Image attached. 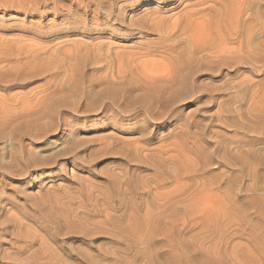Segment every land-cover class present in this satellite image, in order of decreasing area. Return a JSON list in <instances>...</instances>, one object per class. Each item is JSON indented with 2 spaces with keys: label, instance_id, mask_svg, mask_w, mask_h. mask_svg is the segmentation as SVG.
<instances>
[{
  "label": "rangeland",
  "instance_id": "obj_1",
  "mask_svg": "<svg viewBox=\"0 0 264 264\" xmlns=\"http://www.w3.org/2000/svg\"><path fill=\"white\" fill-rule=\"evenodd\" d=\"M26 1L0 0V264L263 255L264 0L199 42L219 0Z\"/></svg>",
  "mask_w": 264,
  "mask_h": 264
},
{
  "label": "bare ground",
  "instance_id": "obj_2",
  "mask_svg": "<svg viewBox=\"0 0 264 264\" xmlns=\"http://www.w3.org/2000/svg\"><path fill=\"white\" fill-rule=\"evenodd\" d=\"M28 1V0H27ZM26 1V2H27ZM100 2H102L103 3V5L104 6H108V0H99ZM220 1V4H222L221 6V13H220V11H219V14H217V15H219V16H217L216 15V17H210V18H204L202 15H201V12L198 10V9H194V8H192L191 10V12H187L186 13V21H185V25L183 26V32H188L189 34V36L190 37H192L195 41H197V42H199L200 40L202 41V39H203V37L205 36V33H207V31L208 30H210L211 31V29H217V28H219V26L221 25V24H226L227 25V23L230 25V26H228L230 29H232V30H234L233 29V18L234 17H238L239 18V16H240V14H241V12H238V9H240V7L239 8H237V10H236V8L234 7L233 9H232V5H231V2L229 1V0H219ZM232 1V0H231ZM110 2V1H109ZM238 2H240V1H238ZM20 3H23V2H21V0H20ZM93 3H94V1H93ZM97 3V2H96ZM101 3V4H102ZM196 3V2H195ZM25 4V3H24ZM111 4V3H110ZM109 4V5H110ZM239 5V4H238ZM244 5V4H243ZM251 5V4H250ZM32 6V5H31ZM103 6V7H104ZM112 6V5H111ZM236 6V5H235ZM30 7V6H29ZM110 7V6H109ZM23 8V7H22ZM36 9V8H35ZM237 11H235V10ZM201 10V9H200ZM35 11V10H34ZM242 11V10H241ZM121 13V12H120ZM210 15H212V14H210ZM120 17V16H119ZM147 17H149V16H147ZM146 19V18H145ZM148 19L150 20V18H147L146 19V22L148 21ZM152 19V18H151ZM141 20H143V18H141ZM180 20V19H179ZM140 22V21H139ZM143 22H145L144 20H143ZM149 22V21H148ZM177 22H178V20L177 21H174L173 23H171L170 24V26H169V29H171V30H175L176 28H179L180 27V25H178L177 24ZM150 23V22H149ZM148 24V23H147ZM146 26V25H145ZM222 26V25H221ZM237 27V28H236ZM228 28V29H229ZM234 28H236L237 30H238V26H236L235 25V27ZM213 29V30H214ZM215 29V30H216ZM226 29H227V26H226ZM225 29V30H226ZM235 29V30H236ZM220 30V29H219ZM237 30H236V32H237ZM229 31V30H228ZM231 31V30H230ZM231 32H233V31H231ZM218 34V33H217ZM169 36V35H168ZM208 36V35H207ZM165 37V36H164ZM206 37V36H205ZM206 39V38H205ZM216 39V38H215ZM249 41V40H248ZM39 47H41V46H39ZM45 48V47H44ZM170 48V47H169ZM2 50V49H1ZM66 50V49H65ZM4 51V50H3ZM31 52V51H30ZM60 55V54H59ZM5 56V55H4ZM146 56V55H145ZM140 59V58H139ZM179 59V58H178ZM52 60V59H51ZM176 60V59H175ZM159 61V60H158ZM178 61V60H177ZM129 62V61H128ZM26 63V62H25ZM39 63V62H38ZM147 63V62H146ZM130 65V64H129ZM176 65V64H175ZM46 66V65H45ZM178 67H179V65H178ZM118 69V68H117ZM120 69V68H119ZM152 70V69H151ZM123 73H126V72H123ZM70 74V73H69ZM120 76V75H119ZM160 76V75H159ZM29 77V76H28ZM150 77V76H149ZM184 76H180V77H178V79H175L176 81V83H182V82H184V78H183ZM71 78V77H70ZM172 78V77H171ZM170 80H172V79H170ZM154 81H156V80H154ZM152 82V81H151ZM160 82V81H159ZM174 82V83H175ZM160 85V84H159ZM175 85V84H174ZM173 85V86H174ZM168 86H170V84L168 85ZM178 86V85H177ZM165 87V86H164ZM164 87L162 88V89H164ZM172 87V86H171ZM169 88V87H168ZM41 107H42V105H40ZM45 106V105H44ZM27 108V107H26ZM36 110V109H35ZM30 112V111H29ZM34 113V112H33ZM36 113V112H35ZM32 114V113H31ZM37 115V114H36ZM27 116H28V114H27ZM33 116V115H32ZM15 117V116H14ZM17 117V116H16ZM22 119V118H21ZM13 120V119H12ZM47 121V120H46ZM49 123V122H48ZM41 124V123H40ZM4 126V125H3ZM5 127V126H4ZM42 127H44V126H42ZM43 130H44V128H42ZM47 129V128H46ZM52 132V131H51ZM37 136V135H36ZM37 138V137H36ZM77 146V145H76ZM70 149H71V147H69ZM68 148V149H69ZM70 152V151H69ZM15 155V154H14ZM13 158V157H12ZM38 158V157H37ZM15 160V159H14ZM31 161V160H30ZM50 161V160H49ZM29 162V161H28ZM40 162H41V160H40ZM26 173V172H25ZM214 215V214H213ZM210 216V215H209ZM7 219V218H6ZM134 223V222H133ZM134 227V226H133ZM136 227V226H135ZM138 228V227H137ZM137 230V229H136ZM150 231H148V235H150L151 233H152V229H149ZM127 231H130V232H132V235L134 236V232H135V230L133 229V228H131L130 230H127ZM121 233H123V231H120ZM126 232V231H125ZM138 233V232H137ZM154 233V232H153ZM124 234H127L128 235V233H123L122 235H124ZM150 236H153V235H150ZM150 236H149V240L151 241V238H150ZM140 237H141V235H140ZM148 239V238H147ZM133 240V239H132ZM154 240V239H153ZM134 241V240H133ZM146 242V241H145ZM149 242V241H148ZM152 243V242H151ZM162 246V245H161ZM177 246V245H176ZM184 247V246H183ZM201 247V246H200ZM160 248L158 247V245H156V247H155V249H153V250H151V251H148V249H147V252H144L143 253V255L145 256V257H147L148 259H149V261H150V263H152V264H190V262L189 261H184V258H183V256H180V258L178 259L179 260V262H177V260H175L174 258H173V256L171 255V254H166V252L163 254V256H162V259L160 258H158L157 256H159L160 254L159 253H161V250H159ZM181 249V248H180ZM160 251V252H159ZM262 251H263V249H262ZM137 252H138V250H137ZM176 252V251H175ZM261 252V251H260ZM260 252H254L253 251V253L251 252V255H252V262H249L248 264H264V261L263 262H261V261H259L260 259H262V258H260V259H258V255H259V253ZM200 253H201V251H200ZM200 253H199V255H200ZM263 253H264V251H263ZM263 253H261V254H263ZM48 254V253H47ZM138 254V253H137ZM181 254H182V252H181ZM184 254V253H183ZM197 254V253H196ZM202 254V253H201ZM198 255V256H199ZM50 256V255H49ZM133 256H135V257H133L132 259H137V255H133ZM184 256H185V254H184ZM260 256H262L263 258H264V254L263 255H259V257ZM132 257V256H131ZM203 257H205V256H203ZM50 258V257H49ZM156 258H158L159 260L158 261H156ZM188 258V257H187ZM197 259H198V257H196ZM200 258V257H199ZM56 259V258H55ZM203 259V258H202ZM201 258H200V260H202ZM209 259V258H208ZM131 260V259H130ZM264 260V259H263ZM127 261H128V259H127ZM135 261H137V260H135ZM206 261H208V260H206ZM240 261V260H239ZM247 261H249V260H247ZM56 262V261H55ZM246 262V261H245ZM54 264V263H53ZM58 264V263H57Z\"/></svg>",
  "mask_w": 264,
  "mask_h": 264
}]
</instances>
